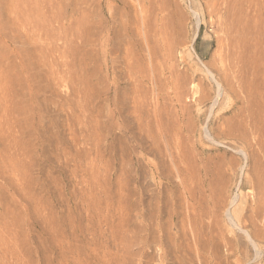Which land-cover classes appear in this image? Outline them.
Returning <instances> with one entry per match:
<instances>
[{
  "label": "rangeland",
  "instance_id": "obj_1",
  "mask_svg": "<svg viewBox=\"0 0 264 264\" xmlns=\"http://www.w3.org/2000/svg\"><path fill=\"white\" fill-rule=\"evenodd\" d=\"M262 26L264 0H0V264H264Z\"/></svg>",
  "mask_w": 264,
  "mask_h": 264
},
{
  "label": "bare ground",
  "instance_id": "obj_2",
  "mask_svg": "<svg viewBox=\"0 0 264 264\" xmlns=\"http://www.w3.org/2000/svg\"><path fill=\"white\" fill-rule=\"evenodd\" d=\"M222 17H223V15H222ZM224 17H225V15H224ZM227 21V20H226ZM222 24V23H221ZM230 26V25H229ZM226 27V26H225ZM231 27H233V26H231ZM262 27H264V26H262ZM251 28V27H250ZM260 28H261V26H260ZM226 29H228V32L229 33H231V28H226ZM225 29V30H226ZM253 29V28H252ZM262 29V28H261ZM260 29V30H261ZM222 30V29H221ZM249 30V29H248ZM260 30L258 29V30H256L257 32H255L256 33V35H255V41L254 42H256V44H257V42L261 45V47H262V54L264 53V34H262V33H260ZM227 31V30H226ZM225 31V32H226ZM227 33V32H226ZM245 33H247V32H245ZM254 33V32H253ZM228 34V33H227ZM229 35V34H228ZM253 35V34H252ZM237 36V35H236ZM245 36V35H244ZM229 37H231V36H229ZM234 37V36H233ZM237 38V37H236ZM234 40V39H233ZM250 42V41H249ZM241 44V43H240ZM247 44V43H246ZM237 45V44H236ZM254 45H255V43H254ZM237 46H239V45H237ZM248 46V45H247ZM252 46V45H251ZM235 47V44H234V41H232L231 39H229L228 40V49H233ZM257 47V46H256ZM235 48H237V47H235ZM256 49V48H255ZM236 50H238V49H236ZM233 51V50H232ZM248 51V50H247ZM245 52H246V50H245ZM255 52V51H254ZM230 53V52H229ZM238 53H239V51H238ZM241 53V52H240ZM247 53V52H246ZM255 54V53H254ZM260 54V53H259ZM262 54H261V56H262ZM238 55H240V54H238ZM234 56H235V53H234ZM233 55H232V57L230 56V58L228 57V60H226V61H228L227 62V70L228 71H231V70H233V68L234 67H236V63H235V65H234V63H231V61H233L234 60V57ZM238 57V56H237ZM247 57V56H246ZM236 58V57H235ZM239 58V57H238ZM244 58H245V55H244ZM251 58V57H250ZM262 58V57H261ZM263 59V58H262ZM243 60H246V59H243ZM236 61H237V59H236ZM253 61V60H252ZM234 62H235V60H234ZM238 62H241L240 60H238ZM248 64V63H247ZM248 65H251V64H248ZM239 66V65H238ZM241 66V65H240ZM243 66V65H242ZM245 67V66H244ZM247 67V66H246ZM257 66L255 65V68H256ZM259 67V66H258ZM263 67V66H262ZM226 68V67H225ZM238 68V67H237ZM236 69V68H235ZM243 69V68H242ZM245 69V68H244ZM259 69V68H258ZM261 69V68H260ZM235 72H237V71H235ZM245 72H247V70L245 71ZM244 72V73H245ZM254 73H255V71H253ZM257 72H259V71H257ZM238 73V72H237ZM241 73V72H240ZM239 74V73H238ZM260 74V73H259ZM246 75V74H245ZM244 75V76H245ZM251 75V74H250ZM254 75H256V74H254ZM236 76V75H235ZM248 76V75H247ZM249 77V76H248ZM244 78V77H243ZM223 79V78H222ZM230 79V78H229ZM241 79H242V77H241ZM251 79V78H250ZM225 82V81H224ZM255 83V82H254ZM225 84H226V82H225ZM233 84V83H232ZM241 84V83H240ZM243 85V84H242ZM244 88V87H243ZM247 89H249V88H247ZM247 94V93H246ZM248 94H249V92H248ZM258 121V120H257ZM256 121V122H257ZM255 122V121H254ZM254 126H256V125H254Z\"/></svg>",
  "mask_w": 264,
  "mask_h": 264
}]
</instances>
